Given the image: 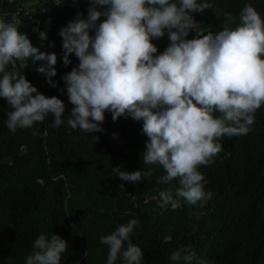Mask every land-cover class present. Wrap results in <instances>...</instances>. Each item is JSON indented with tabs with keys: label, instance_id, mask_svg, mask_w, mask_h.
<instances>
[{
	"label": "clouds",
	"instance_id": "1",
	"mask_svg": "<svg viewBox=\"0 0 264 264\" xmlns=\"http://www.w3.org/2000/svg\"><path fill=\"white\" fill-rule=\"evenodd\" d=\"M212 7L207 0H89L87 17L78 12L59 31L64 65L72 54L79 61L63 76L73 105L67 125L85 133L102 132L106 111L114 122L120 117L142 120V132L149 138L143 163L162 166L166 174L159 183L176 179L180 185L175 193H158L161 209L177 210L182 200L194 206L212 198L199 167L214 162L223 149L221 139L248 134L264 105V19L248 4L235 28L231 25L236 18L224 13L223 29L208 32L191 13L203 14ZM215 14L219 19V10ZM22 23L15 16L0 20V98L10 109L6 127L15 133L51 115L57 128L64 123L65 103L39 93L24 75L30 62H46L36 71L56 87L52 77L57 56L33 46L20 31ZM190 31L195 38H187ZM166 33L169 45L157 55L152 40ZM39 38L46 40L47 32H39ZM121 169L112 171L133 183L152 175L151 170ZM136 224L132 219L100 237L108 246L107 264H115L118 257L123 264H141L143 251L131 237ZM66 251L67 242L59 235L41 234L25 264H61ZM183 251L187 254L174 251L169 259L190 264L195 253Z\"/></svg>",
	"mask_w": 264,
	"mask_h": 264
},
{
	"label": "trees",
	"instance_id": "2",
	"mask_svg": "<svg viewBox=\"0 0 264 264\" xmlns=\"http://www.w3.org/2000/svg\"><path fill=\"white\" fill-rule=\"evenodd\" d=\"M30 1L0 0V16L3 21L12 16L21 20L20 31L33 46L56 54V87L36 71L46 62H30L24 75L39 93L61 99L66 110L57 128L49 115L42 123L12 133L5 123L9 106L0 98V264H25L41 234L59 235L67 242L61 264H107L108 246L99 242L100 237L132 219L137 220L132 242L144 254L141 264H188L169 259L174 251L187 254L184 249L195 253L190 264H264V105L256 111L248 134L221 139L223 149L214 162L199 167L212 198L194 206L182 200L177 210L161 209L158 193H175L180 185L176 179L159 183L166 174L162 166L143 163L149 138L142 132V120L120 117L114 122L106 111L102 132L85 133L67 125L73 105L63 76L79 61L72 54L64 65L59 31L78 12L87 17L89 0H57L60 5L39 0L32 10H25ZM207 2L212 9L191 15L208 32L223 29L224 13L236 18L231 25L235 28L248 4L264 19V0ZM39 32H47V39L41 41ZM187 38H195V31ZM152 43L156 54L162 53L169 45L167 33ZM118 166L126 172L151 170L152 175L135 183L123 181L112 171ZM115 264H123L122 259Z\"/></svg>",
	"mask_w": 264,
	"mask_h": 264
},
{
	"label": "rangeland",
	"instance_id": "3",
	"mask_svg": "<svg viewBox=\"0 0 264 264\" xmlns=\"http://www.w3.org/2000/svg\"><path fill=\"white\" fill-rule=\"evenodd\" d=\"M39 0H32L30 2H27L24 4V9L25 10H32L33 9V5L36 4ZM50 2L52 4H55L57 2V0H50ZM55 2V3H54ZM0 20H3V18L0 16Z\"/></svg>",
	"mask_w": 264,
	"mask_h": 264
}]
</instances>
